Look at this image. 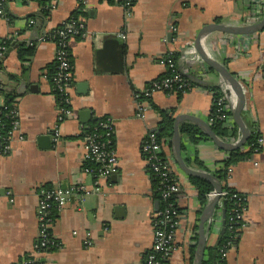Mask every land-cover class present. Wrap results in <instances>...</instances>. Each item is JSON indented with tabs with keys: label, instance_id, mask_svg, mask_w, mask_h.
Returning a JSON list of instances; mask_svg holds the SVG:
<instances>
[{
	"label": "crops",
	"instance_id": "crops-1",
	"mask_svg": "<svg viewBox=\"0 0 264 264\" xmlns=\"http://www.w3.org/2000/svg\"><path fill=\"white\" fill-rule=\"evenodd\" d=\"M48 7L49 18L36 30L34 26L26 29L25 19L39 14L37 0L26 4L9 1L12 21L0 16V38L35 43L33 56L24 63L17 59L14 48H8L5 54L11 51L4 56L0 71L17 74L26 66L21 81L26 89L15 98L18 127L11 134L9 151L0 154V264H15L23 258L35 264H143L151 249L152 220L158 208L140 152L141 142L158 129L157 109L173 110V118L192 115L208 124L211 92L200 86L184 93L155 92L145 98L146 110L141 117L136 115L135 94L165 74L167 57L174 58L176 70L183 75L193 74L181 54L194 45L199 30L212 22L249 24L252 3L134 0L126 13L116 0H50ZM77 8L82 9L79 18L84 33L68 43L71 114L57 121L51 84L43 77L45 66L54 62L55 46L38 39ZM204 46L241 82V115L246 126L253 124L258 134V148L228 169L227 186L243 197L245 227L238 229L225 264H264V29L248 36L212 32ZM201 82L219 88L224 83L216 72L207 73ZM31 86L35 90H30ZM82 111L89 112V121L81 120L85 117ZM101 119H108L112 126L111 148L118 168L109 178L97 180L99 191L95 192V179L84 172L83 136L85 128L94 127ZM41 135L48 136V148L39 147L37 138ZM186 140L181 143V157L194 170L186 160L196 157L205 172L211 173L229 152L210 138L196 144ZM164 155L180 186L174 197L180 218L172 250L163 264H194L195 251L192 256L189 247L196 241L204 207L199 208L197 192L175 162L171 145L165 146ZM77 185L90 193L83 201L74 194L53 212L49 231L57 246L52 251L35 248L39 189L66 190ZM219 217L213 209L204 221L205 248L218 242L222 231Z\"/></svg>",
	"mask_w": 264,
	"mask_h": 264
},
{
	"label": "built area",
	"instance_id": "built-area-1",
	"mask_svg": "<svg viewBox=\"0 0 264 264\" xmlns=\"http://www.w3.org/2000/svg\"><path fill=\"white\" fill-rule=\"evenodd\" d=\"M3 1L4 0H0V5ZM116 1L125 13L130 10L134 2V0ZM249 1L252 3L253 10L250 23L260 21L264 18V0ZM50 7L53 8V6ZM0 16L5 18L2 9H0ZM35 23L36 22L34 20L30 19L27 21L26 26L31 27L34 26ZM83 29L84 27L81 22H79L78 25H75V21L65 20L58 27H56L52 33H43L38 39L40 42L49 41L55 46L54 62L56 66L52 77L51 90L53 91L55 97L57 121H61L66 116L71 114V101L69 94L72 88V64L68 43L74 35H77ZM6 50V47L0 46V56L4 55ZM181 56L188 70L203 80L208 72V67L197 53L194 45H190L186 48L182 52ZM165 64L167 65V68H171L173 70V73L170 76H166L162 79H155L149 82L140 93L135 94L137 116L141 117L142 113L145 112L146 105L144 100L145 98L151 97L153 93H184L185 89L188 91L193 88V86H190V84L182 78L181 72L176 70V67L170 57L165 58ZM43 77L46 79L45 75H43ZM0 81L3 85H8V79L3 73H0ZM220 91L222 97L219 101L225 100L229 104L230 108L232 91L225 83L221 84ZM0 106H2V103ZM10 115L13 120L11 122V130L8 133V143L5 144V142L0 141V154L7 153L9 151L11 134L18 127L15 104L13 109L10 111ZM220 117L225 121L224 126L230 132L233 128L231 116L222 115ZM98 128L101 130V133H98ZM240 133L241 131L237 128L235 135L225 137L223 142L229 144L237 143L241 138ZM83 140L85 143L86 163L97 166L96 168H92L91 166L86 165L84 167V172L91 175L95 179L93 191L98 192L99 185L97 180L109 178L112 174L116 173L118 168L117 158L111 148L112 126L110 121L108 119L100 120L93 131L84 134ZM183 142L187 143L186 138L181 139V143ZM165 146V143L157 140L155 132H150L140 145V152L147 165V171L149 170L153 172L159 178L160 196L163 201L168 199L170 196L175 195L180 189L176 178L170 176L172 173L171 162L166 155H164V158L160 156L164 153ZM89 193L90 191L86 190L83 185L73 186L66 190L51 189L50 191H39L38 203L36 207V217L39 229L35 248L45 250L49 247L57 246V243L54 241L49 231L53 221V212L59 211L62 207H64L70 197L74 194H77L79 200L83 201L84 196ZM220 195L221 193L219 194V197ZM214 197L215 192L213 190L208 195V201H211ZM235 211V217L239 222L238 227L236 228L238 231V229L245 227V210L243 204ZM179 218V212L172 206V204H167L164 208L157 209L155 211L152 220L153 236L151 249L146 255L143 264L164 263V260L168 257L170 251L172 250V245L175 240V232L179 225ZM192 234L195 238V234ZM229 247L230 246L228 245L226 248L221 250L220 263L218 264H225V258Z\"/></svg>",
	"mask_w": 264,
	"mask_h": 264
},
{
	"label": "trees",
	"instance_id": "trees-1",
	"mask_svg": "<svg viewBox=\"0 0 264 264\" xmlns=\"http://www.w3.org/2000/svg\"><path fill=\"white\" fill-rule=\"evenodd\" d=\"M9 1H17L21 4H26L29 1L34 0H4L1 5L0 9H2L4 17L7 21H12L13 16L9 13L7 9V4ZM41 5V10L38 15L29 16L25 19L26 23L28 20L32 19L36 23H39L41 27L43 26V22L49 18V2L50 0H37ZM81 8H77L75 11H72L69 17L66 19L68 21H75V25H78L80 21V15L82 14ZM25 23V28L29 29L30 27H27ZM34 25V26H35ZM59 26V25H58ZM57 26V27H58ZM51 33L53 32L50 31ZM84 30H81L77 35H74L73 38L79 39L83 36ZM0 46L8 48H14L16 52L17 59L24 63L28 61L34 54L35 51V43L29 42V43H23V42H17L14 41L13 38H0ZM4 55L0 56V71L2 70L3 66V59ZM171 59V58H170ZM171 61H174V58L171 59ZM55 62H52L51 64H48L45 66V76L47 81L52 86V77L55 72ZM207 73H213L214 70L207 68ZM26 72V66L22 65L21 70L17 74H6V77L8 79V85H0V97L2 98V106H0V141L8 143V133L11 130V122L13 118L10 115V111L13 109V106L15 104V98H17L22 92L17 90V87H12L10 84L18 85L22 81V77L24 76ZM173 73V70L171 68H167V71L164 75L157 79H162L166 76H170ZM262 73H263V81H264V65L262 67ZM182 74V73H181ZM182 78L186 80L190 86L193 87H202L210 92H212V98H211V106L208 114V125L210 126L213 133L219 138H225L230 135H235L237 130V124L234 122L233 119V128L229 132V130L224 126V120L221 119L220 116H231L232 114L230 112L229 104L225 100L219 101L221 99V91L219 87L211 86L209 84H205L201 82L202 80L199 78V76H196L195 74H189L183 75ZM26 89V88H25ZM187 89H185L184 92H186ZM182 93V92H178ZM157 113L160 116V122L158 125V129L155 132V136L158 141H162L165 143V145H171L170 139L173 133V110H163V109H157ZM103 120V119H101ZM100 120H98L99 122ZM98 122H94V127H88L84 129V132L90 133L94 130ZM249 130L250 134L247 138L246 142L229 152H227V157L220 161L218 163V166L215 170H213L210 174L213 175L214 178L217 179V181L220 184V197L216 204L214 209L216 210V217L220 216L221 218V227L222 231L220 233L219 239L217 244L214 247H207L205 248V253L203 256L202 264H218L220 263V252L223 248H226L228 245L232 246L235 241L236 237L238 235V231H236V228L238 227V220L236 219V209L240 208L242 204H244V201H242V196L232 188L228 187L226 184V179L228 176V169L230 166L236 164L239 161H242L243 159H246L251 156L252 152L257 149L258 145L256 144V139L258 134L256 131H254L253 124H249ZM178 130L181 135V137H186L190 144H196L202 139H208L209 137L201 130L200 127H197L196 125L187 124V123H180L178 125ZM98 133H101V130L97 129ZM184 147L181 144V150L183 151ZM7 154V153H4ZM164 158V153L160 155ZM188 164L191 165V167L195 168L196 170L206 171L201 164V162L195 157L193 160L189 161L186 160ZM91 166L92 168H96V165L85 163V166ZM148 173L150 174V180H151V188H152V197L157 203V208L162 209L167 204H172L173 207L179 212L180 210L177 209L176 204L174 202L175 195L170 196L166 200H162L160 196V190H159V178L151 171L148 170ZM171 177H175L173 173L170 175ZM189 183L195 188L197 192V200L199 204V208L202 209L205 207L208 201V195L210 192L213 191L212 185L198 177L188 176ZM50 191L51 189L49 187L43 186L39 189V191ZM211 224L209 225L210 228ZM55 247H49L47 250L52 251ZM190 254L193 256L195 251L194 244L189 247ZM27 260L26 258H23L19 260L15 264H35L34 262Z\"/></svg>",
	"mask_w": 264,
	"mask_h": 264
},
{
	"label": "water",
	"instance_id": "water-1",
	"mask_svg": "<svg viewBox=\"0 0 264 264\" xmlns=\"http://www.w3.org/2000/svg\"><path fill=\"white\" fill-rule=\"evenodd\" d=\"M37 28H41V25L37 23L33 30H36ZM264 29V18H262L260 21L244 24V25H230L225 24L221 22H212L209 24L204 25L198 32L196 36V40L194 43V47L197 51V53L200 55L201 59L205 63V65L214 70L220 77V79L230 88L232 91V100L230 105V112L232 114V119L234 122L238 125L240 131H241V138L240 140L235 144H229L226 142H223L217 138V136L213 133L210 126L203 120L198 119L197 117H194L192 115H185V114H179L174 117V123H173V133L170 139L171 142V148L173 152V157L179 168L188 176L198 177L202 178L206 181H208L215 192V197L207 203V205L204 207L203 211L201 212L200 218H199V225H198V234L196 237V241L194 240V246H195V260L194 264H202L203 255H204V248H205V230H204V221L205 219L211 214V211L214 209L215 204L217 203L219 199L220 194V184L217 181L216 178L213 177L208 172L201 171V170H194L189 167H187L181 157V135L178 130V125L183 121H191L192 123L196 124L198 127L201 128V130L212 140V142L219 147L222 150L225 151H231L233 149H236L240 146H242L247 138L249 137L250 130L244 123L243 117L241 115V105L243 101V92L241 87V82L238 81V79L228 71L227 67L219 62L217 59L212 57L205 49L204 41L206 37L212 33V32H221L226 34H231L234 36H248L257 32H260ZM11 50L9 49L8 52ZM4 54L6 55L8 54ZM0 85H3L0 81ZM26 85H24L22 82H20L17 85V90L20 91L21 89L25 90ZM30 90H35V86H31ZM83 115L85 117L81 119L83 122L89 121L88 111H82ZM38 145L40 148H48L49 147V138L48 136L41 135L37 138Z\"/></svg>",
	"mask_w": 264,
	"mask_h": 264
}]
</instances>
